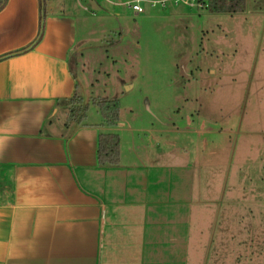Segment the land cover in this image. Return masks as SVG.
<instances>
[{
    "label": "rangeland",
    "instance_id": "1",
    "mask_svg": "<svg viewBox=\"0 0 264 264\" xmlns=\"http://www.w3.org/2000/svg\"><path fill=\"white\" fill-rule=\"evenodd\" d=\"M146 1L40 0V35L53 8L78 19L79 92L61 121L100 123L98 103L119 100L112 133L140 167L112 180L127 193L147 167L168 180L161 192L190 213L192 264H264V0L231 15Z\"/></svg>",
    "mask_w": 264,
    "mask_h": 264
},
{
    "label": "crops",
    "instance_id": "2",
    "mask_svg": "<svg viewBox=\"0 0 264 264\" xmlns=\"http://www.w3.org/2000/svg\"><path fill=\"white\" fill-rule=\"evenodd\" d=\"M54 10L41 35L40 0L0 11V264H192L190 213L173 209L168 180L147 167L133 196L112 180L140 167L124 163L121 136L120 164L100 165V135L119 124L61 121L80 39L77 16Z\"/></svg>",
    "mask_w": 264,
    "mask_h": 264
},
{
    "label": "trees",
    "instance_id": "3",
    "mask_svg": "<svg viewBox=\"0 0 264 264\" xmlns=\"http://www.w3.org/2000/svg\"><path fill=\"white\" fill-rule=\"evenodd\" d=\"M7 0H0V11ZM46 1V0H43ZM207 11L212 14H241L246 11L247 0H206ZM102 127L116 128L120 122L119 100H103L97 105ZM77 123L85 122L86 115H73ZM121 157V138L118 134H101L99 140V162L101 166H118Z\"/></svg>",
    "mask_w": 264,
    "mask_h": 264
},
{
    "label": "built area",
    "instance_id": "4",
    "mask_svg": "<svg viewBox=\"0 0 264 264\" xmlns=\"http://www.w3.org/2000/svg\"><path fill=\"white\" fill-rule=\"evenodd\" d=\"M152 8L161 7L162 9L167 8L170 4L173 6H185L190 9L206 10L208 5L206 0H160V1H146ZM132 10L137 14H143L144 8L140 5V1L133 3Z\"/></svg>",
    "mask_w": 264,
    "mask_h": 264
}]
</instances>
